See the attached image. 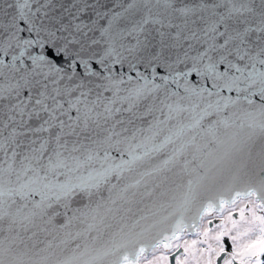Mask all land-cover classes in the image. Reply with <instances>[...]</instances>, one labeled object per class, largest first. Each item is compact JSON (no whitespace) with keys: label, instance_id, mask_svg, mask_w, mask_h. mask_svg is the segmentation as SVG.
Wrapping results in <instances>:
<instances>
[{"label":"snow or ice","instance_id":"snow-or-ice-1","mask_svg":"<svg viewBox=\"0 0 264 264\" xmlns=\"http://www.w3.org/2000/svg\"><path fill=\"white\" fill-rule=\"evenodd\" d=\"M253 4L254 0H216L211 4L201 0L192 6L180 5L178 0H127L116 5L119 10L107 11H100L96 5L87 3L82 7L73 4L76 11L71 14V20L64 23L62 17L50 15L52 0H4L0 4V102H4L0 103V152L7 157L11 150L14 160L18 155L16 149L23 146L18 137L28 133H47L39 148H31L30 159L40 166L53 140L56 159L49 155L47 165L40 167L39 171L29 164L24 174L27 176L32 172L34 175L19 188L6 191L0 176V220L10 215L5 205L10 207L16 203L15 199L10 203L5 201V195H19L22 200L38 196L39 200L33 199L32 203L43 213L54 205L67 208L68 201L81 195L91 197L92 189H99L98 179L90 178L79 184L59 180L49 183L48 173L55 174L56 169L67 166L59 159L63 156L60 149L67 148L65 135H79L77 129L81 132L101 129L113 113L121 111L113 107L120 86L125 83L122 75L118 77L114 73L116 65L128 64L135 70L137 64H145L152 69V88L148 87L147 78L137 72L146 81L145 86L134 90L137 99L162 87L167 95L170 76L177 87L183 79L185 92L191 91L201 98L205 94L216 96L217 111L221 100L225 101L223 107L227 108L229 103H239L242 95L249 105L253 104L251 96L259 94L264 100V0H260L258 13ZM89 11L92 15L89 16L90 22H86L81 16ZM257 15L258 22L250 19ZM25 32L27 37L22 35ZM9 56L10 62L6 63L4 58ZM180 65H184L183 70ZM159 68L169 72V76L160 77L163 85L154 83ZM193 73L202 81H211V88L215 91L203 86L198 90L189 89L187 78ZM128 81L131 82L130 76ZM224 90L234 91L236 99L221 97ZM105 93H112V97H106ZM176 95L178 93H171V96ZM165 107L168 108V119L172 118L173 112H194V108L190 110L179 105L174 108L172 104H165ZM207 114L205 110L198 117L193 116V123L188 128L200 127ZM247 115L253 116L252 113ZM259 116L258 121L253 117L248 122L247 127L252 131L245 137L232 135L220 141L223 151L216 162L219 166L217 172L201 177V181L215 183L225 170L232 168L237 170L232 177L235 181L239 179V172L251 175L258 169L259 191L264 194V146L255 154L252 151L255 130L264 134V106H261ZM33 120L39 122L38 127L28 126ZM222 123L225 128L231 127L227 120ZM21 128L24 131H20ZM65 129L69 131L66 133ZM5 131L7 135H4ZM111 133L118 135L114 129ZM106 139L111 140V136ZM170 141V137L166 138L165 143ZM36 143L35 139L31 141L32 145ZM25 159L29 157L25 156ZM137 159L140 157L132 156V161ZM3 171L0 168V173ZM7 171H13L11 164ZM200 186L198 181L197 187ZM195 193L196 189L189 181L186 199ZM247 194L257 193L254 189ZM59 215L54 212L49 219ZM73 218L67 217L62 227L70 224ZM30 222L28 216L12 220L21 226ZM128 242L131 241L114 242L111 249L97 251L84 264H102L108 256L114 257L109 264H138V261L129 259L127 252L118 255ZM3 251L0 248V255ZM139 251L143 253L144 247ZM0 264H5L2 258ZM10 264H47V258L26 261L22 257H13ZM64 264L71 262L65 261ZM177 264L182 262L178 259ZM207 264H212L211 259ZM224 264L229 261L225 260Z\"/></svg>","mask_w":264,"mask_h":264},{"label":"water","instance_id":"water-1","mask_svg":"<svg viewBox=\"0 0 264 264\" xmlns=\"http://www.w3.org/2000/svg\"><path fill=\"white\" fill-rule=\"evenodd\" d=\"M3 2L4 0H0V4ZM121 2L126 3L127 0H52L50 15L62 17L64 23H68L71 14L76 11L72 7L73 4L82 7L87 3L96 5L100 11H107L119 10L116 5ZM200 2L201 0H178L180 5L190 6ZM205 2L211 4L216 0ZM253 6L258 13L260 0H254ZM90 15L91 11L82 14L81 18L90 22ZM250 19L258 22L259 17L257 15ZM22 35L27 37L28 34L25 32ZM4 59L6 63L10 62V56ZM179 67L184 69V65ZM137 72L147 78L148 87L152 88L153 76L150 67L137 64L133 70L128 64L122 67L116 65L114 73L118 77L122 75L125 83L120 86L121 91L113 107L120 108L121 111L113 113L112 118L101 129L89 132L77 129L79 135H65L67 148L60 149L63 156L59 159L67 166L56 169L55 174L48 173L49 183L59 180L61 183L79 184L90 178L98 179L100 187L98 190L92 189L91 197L81 195L68 201L67 208L54 205L52 209H45L41 213L32 203L33 199L39 200L38 196L22 200L19 195H5V201H16L10 207L5 205L6 212L10 215H5L4 219L0 220V248L4 250L0 258L5 264H10L13 257H22L26 261L46 257L47 264H64L65 261L84 264V261L97 251L111 249L114 242L127 241L131 242L121 248L118 255L122 256L127 252L130 260L138 261L142 254H148L155 246L169 245L170 240L182 232L194 234L203 213L220 214L223 205H230L237 199L248 196L247 193L254 189L257 194L252 196L264 212V194L259 191L258 169L251 175L239 172V179L235 181L232 179L233 175L237 174L235 168L225 170L215 183L209 184L206 180H200L206 175L216 174L219 167L216 162L223 151L220 141L227 140L232 135L243 138L252 131L247 124L253 117L257 121L260 119L259 111L261 106H264V100L259 94L250 97L252 105L247 103L243 95L239 103H229L227 108L223 107L225 101L221 100L217 111L216 96L208 97L205 94L201 98L191 91L185 92L183 79L180 80V87H177L169 72L159 68L154 83L163 85L160 77L169 76L167 95L162 87L137 99L134 90L145 86L146 83ZM129 76L131 82L128 81ZM187 84L189 89L198 90L203 86L215 91L211 88V81H202L195 73L187 78ZM172 92L178 95L171 96ZM220 95L236 99L234 91L224 90ZM105 96L111 98L112 93H105ZM165 104H172L174 108L177 105L190 110L194 108V112H173L172 118L168 119V108ZM209 104L213 107L209 108ZM205 110L208 114L204 116L201 126L189 129L188 125L193 123V116L198 117ZM248 113L253 116H248ZM224 120H227L231 127L225 128L222 123ZM241 124L244 125L243 128L240 127ZM28 126L38 127L39 122L33 120ZM112 129L118 135H112ZM182 129V134L178 135ZM19 130L24 131L23 128ZM68 131L65 129L66 133ZM4 135H7V131ZM47 136V133H28L18 137L23 146L16 149L18 155L14 160L11 150L8 151L7 157L0 152V168L4 170L0 176L6 191L8 188H19L34 175L32 172H28L27 176L24 174V169L29 164L38 171L40 167L47 165L48 156L53 155L55 148L54 140L49 144L40 166L30 159L31 148H39L40 142ZM109 136L111 140L106 139ZM169 137L171 141L165 143ZM33 139L37 141L35 145L31 144ZM253 141L252 151L255 154L264 146V134H261L259 129L255 130ZM25 156L29 159H25ZM90 156L92 159H89ZM132 156L140 159L132 161ZM53 159H56L54 155ZM166 160L169 163L165 164ZM10 164L13 171L9 173L7 169ZM104 174L107 175L106 179ZM189 181H192L196 193L186 199ZM198 181L200 187H197ZM237 193L240 195L237 196ZM221 200L224 201L223 204ZM54 212L60 215L50 220L49 217ZM232 215L236 217L237 211H233ZM25 216L31 218V222L26 226L12 223L14 218ZM67 217L74 218L70 224L62 227ZM222 221L221 216L213 217L208 220L207 225L211 228ZM165 237L169 239L165 240ZM140 247H144L143 253H140ZM184 251L185 249L179 246L170 252L168 264H177L179 255ZM259 257L260 252L252 255L253 259ZM112 259V256L105 257L102 264H109ZM225 260H229V264H243L229 249H221L213 264H224Z\"/></svg>","mask_w":264,"mask_h":264},{"label":"rangeland","instance_id":"rangeland-1","mask_svg":"<svg viewBox=\"0 0 264 264\" xmlns=\"http://www.w3.org/2000/svg\"><path fill=\"white\" fill-rule=\"evenodd\" d=\"M237 200V207L243 208L247 203L246 215L241 213V216L236 218L228 208H225L222 223L209 228L204 221L200 227L197 226L194 235L181 236L180 243L184 249L186 246L188 248L187 253L179 255L182 264H207L209 259L213 264L224 240L229 243L234 257L243 260L244 264H264V258H252L257 251L264 252V212L252 195ZM225 206L227 205H223L222 208ZM210 213L216 215L215 212ZM193 241L196 243L193 244ZM166 253L167 247L156 246L148 254H142L138 261L140 264H168Z\"/></svg>","mask_w":264,"mask_h":264},{"label":"flooded vegetation","instance_id":"flooded-vegetation-1","mask_svg":"<svg viewBox=\"0 0 264 264\" xmlns=\"http://www.w3.org/2000/svg\"><path fill=\"white\" fill-rule=\"evenodd\" d=\"M236 202H238V200L237 201H235V202H233V203H231L230 205H227V206H225L224 208H222V210H221V213H220V215H221V217L223 218V220H224V213H225V208H228L229 209V212L232 214V212L233 211H237V215H236V218H238L239 216H241V213H244L245 215L247 214V210H246V208L248 207V205L246 206V204L247 203H245L244 205H243V208H241L240 206H236ZM220 215H215V214H211L210 212H205V213H203V215L201 216V218H200V220H199V223H198V227H200L201 226V224H202V222H204L205 221V223H207L208 222V220L209 219H211V218H213V217H218V216H220ZM196 231H197V229H196ZM195 231V232H196ZM185 234H190V233H187V232H182L180 235H178L175 239H173L170 243H169V246H167V253H166V255H167V260H168V254L170 253V252H172V251H174L177 247H179V246H182V244L180 243L181 242V236L182 235H185ZM195 234V233H194ZM194 234H190V235H194ZM183 247V246H182ZM184 248V247H183ZM221 249H229L230 250V245H229V243L227 242V244H224V242L222 243V245H221ZM220 249V250H221ZM166 251V250H165ZM185 252V251H184ZM257 252H260V257L258 258V259H262V258H264V252L262 251V250H259V251H257ZM256 252V253H257ZM227 261H229V260H227ZM242 262H243V260H241ZM230 263V262H229Z\"/></svg>","mask_w":264,"mask_h":264},{"label":"trees","instance_id":"trees-1","mask_svg":"<svg viewBox=\"0 0 264 264\" xmlns=\"http://www.w3.org/2000/svg\"><path fill=\"white\" fill-rule=\"evenodd\" d=\"M223 242H224V244H227V240H224Z\"/></svg>","mask_w":264,"mask_h":264}]
</instances>
